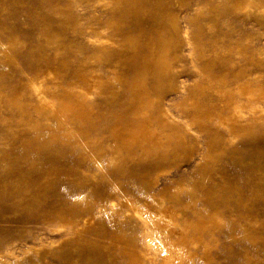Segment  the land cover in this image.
<instances>
[{
    "label": "rangeland",
    "instance_id": "obj_1",
    "mask_svg": "<svg viewBox=\"0 0 264 264\" xmlns=\"http://www.w3.org/2000/svg\"><path fill=\"white\" fill-rule=\"evenodd\" d=\"M0 264H264V0H0Z\"/></svg>",
    "mask_w": 264,
    "mask_h": 264
}]
</instances>
